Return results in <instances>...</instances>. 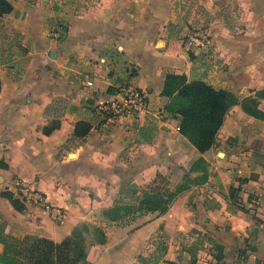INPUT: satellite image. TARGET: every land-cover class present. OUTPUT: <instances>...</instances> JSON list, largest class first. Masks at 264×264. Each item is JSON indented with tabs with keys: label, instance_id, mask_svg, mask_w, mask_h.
<instances>
[{
	"label": "crops",
	"instance_id": "obj_1",
	"mask_svg": "<svg viewBox=\"0 0 264 264\" xmlns=\"http://www.w3.org/2000/svg\"><path fill=\"white\" fill-rule=\"evenodd\" d=\"M8 1L13 10L0 16L5 234L61 242L93 223L105 240L88 243L79 264H264V118L245 107L264 111V0H201L211 15L200 47L190 41L197 21L176 27L180 0ZM169 73L239 97L205 152L167 109ZM128 83L147 90L148 110L105 118L101 105ZM81 121L91 125L82 139L74 137ZM158 174L178 191L165 213L107 216L120 200L137 204ZM22 181L63 208L64 221L24 204Z\"/></svg>",
	"mask_w": 264,
	"mask_h": 264
},
{
	"label": "trees",
	"instance_id": "obj_2",
	"mask_svg": "<svg viewBox=\"0 0 264 264\" xmlns=\"http://www.w3.org/2000/svg\"><path fill=\"white\" fill-rule=\"evenodd\" d=\"M13 5L8 0H0V16L10 13ZM63 36V35H62ZM1 88V83H0ZM163 94L169 97L167 109L180 118V131L200 151L205 152L216 143V136L229 109L239 102V97L232 91L218 89L204 80L188 81L187 76L169 73L166 76ZM264 96V90L260 92ZM253 106L245 105L246 109L258 117L264 118V111ZM91 129L88 122H78L74 137L82 139ZM165 180L167 188L162 191L153 188L144 192L137 204H127L123 200L109 210L107 216L111 220L125 221L138 212L159 211L165 213L178 191L168 187L166 178L158 174L156 182ZM18 210L23 203L11 192H4ZM6 222L0 216V241L5 244V251L0 255V262L4 264H79L86 256L85 239L77 236V229L61 242L35 235L24 238H10L5 234ZM97 240L103 242L105 234L97 228ZM9 239H12L10 243ZM92 242V241H91ZM90 243V242H89ZM220 246H217L219 249ZM163 251L166 247H162ZM144 258L141 256L140 260Z\"/></svg>",
	"mask_w": 264,
	"mask_h": 264
},
{
	"label": "built area",
	"instance_id": "obj_3",
	"mask_svg": "<svg viewBox=\"0 0 264 264\" xmlns=\"http://www.w3.org/2000/svg\"><path fill=\"white\" fill-rule=\"evenodd\" d=\"M62 35L63 32L59 27H54L50 33L51 38L55 41L62 39ZM190 41L194 46L200 47L205 45L206 38L192 35ZM120 95V99L101 105L100 112L105 118L139 115L148 110L147 90L128 83L121 87ZM177 129L180 130V126ZM16 195L24 204L38 205L49 212H54V220L57 223L63 222L66 217V211L63 208L54 207L43 192L24 181L18 183Z\"/></svg>",
	"mask_w": 264,
	"mask_h": 264
},
{
	"label": "rangeland",
	"instance_id": "obj_4",
	"mask_svg": "<svg viewBox=\"0 0 264 264\" xmlns=\"http://www.w3.org/2000/svg\"><path fill=\"white\" fill-rule=\"evenodd\" d=\"M181 4H185V7H182V9L180 10V21L178 22L176 27L182 24L185 17H187L189 18V20L198 22V24L193 27L194 29H192V35L203 36L207 38L208 34L204 32L202 28L206 23V18L211 15V13H209L210 11H207L206 6L203 4V2H201V0H180V5ZM153 188H159L164 191L165 188H167V183L165 180L159 179L155 184L152 183L148 185L147 188L144 189V192H147ZM76 231L78 234L77 236H81L85 239V243L94 241L96 237L99 236V231L93 223H82ZM9 237L12 238L14 236L9 235ZM9 241L11 243L12 239H9Z\"/></svg>",
	"mask_w": 264,
	"mask_h": 264
},
{
	"label": "water",
	"instance_id": "obj_5",
	"mask_svg": "<svg viewBox=\"0 0 264 264\" xmlns=\"http://www.w3.org/2000/svg\"><path fill=\"white\" fill-rule=\"evenodd\" d=\"M132 186H134V184Z\"/></svg>",
	"mask_w": 264,
	"mask_h": 264
}]
</instances>
